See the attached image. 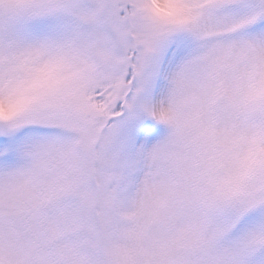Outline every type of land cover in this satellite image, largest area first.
Listing matches in <instances>:
<instances>
[{
  "label": "snow or ice",
  "instance_id": "1",
  "mask_svg": "<svg viewBox=\"0 0 264 264\" xmlns=\"http://www.w3.org/2000/svg\"><path fill=\"white\" fill-rule=\"evenodd\" d=\"M0 264H264V0H0Z\"/></svg>",
  "mask_w": 264,
  "mask_h": 264
}]
</instances>
